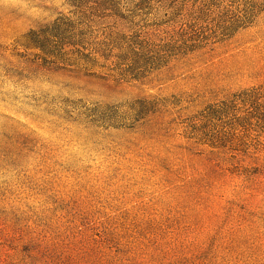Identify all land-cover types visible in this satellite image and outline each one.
<instances>
[{"label":"rangeland","instance_id":"1","mask_svg":"<svg viewBox=\"0 0 264 264\" xmlns=\"http://www.w3.org/2000/svg\"><path fill=\"white\" fill-rule=\"evenodd\" d=\"M0 264H264V0H0Z\"/></svg>","mask_w":264,"mask_h":264}]
</instances>
